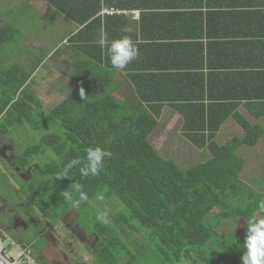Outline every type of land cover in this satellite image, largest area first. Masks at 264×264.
I'll return each instance as SVG.
<instances>
[{"label": "trees", "instance_id": "trees-1", "mask_svg": "<svg viewBox=\"0 0 264 264\" xmlns=\"http://www.w3.org/2000/svg\"><path fill=\"white\" fill-rule=\"evenodd\" d=\"M44 1L79 29L70 38L64 39L66 33L49 44L55 47L53 52H49L52 48L42 49L37 58L11 47L9 52L14 51L16 56L10 60L15 63L6 69L2 68L3 49L15 43L22 25L11 12L25 14L29 8L19 6L0 12V136L15 126L44 130L22 155H51L39 166V181L26 187L29 204L52 223L71 208L85 213L98 192L105 197L98 208L111 203L122 205L123 210L116 211L107 224H102L98 215H94V221L92 218L93 233L100 243L94 254L98 263L124 264L113 250V246L124 244L119 239L121 229L115 228L123 222L144 241L139 248L162 264H242L247 220L264 215L259 207L264 196L258 183L251 186L242 178L244 160L239 147L257 142L262 133L259 125L234 114L232 118L244 134L217 144L212 138L236 107L225 106L216 114L217 105L204 88L203 74L163 72L158 66L135 65V60L124 71L113 68L107 49L96 41L101 30L107 33L109 43L121 37L107 31L109 20L130 27L131 20L124 13L135 7L131 0ZM110 8L122 12L112 16L102 13ZM78 10L84 14L80 18ZM9 15L12 17L7 18ZM104 16L108 17L102 24ZM126 35L137 43L140 53V37L131 31ZM47 57L64 65L60 72L74 84L45 111L46 99L40 93L36 71ZM194 76L201 78V83L192 91L187 84L191 81L184 78ZM121 80L125 83L119 88ZM81 86L88 95L84 100L79 95ZM196 90L200 93L195 94ZM180 94L184 95L180 98ZM166 108L180 115L179 131L192 145L182 158L177 151L157 149L150 139ZM97 145L112 152L99 176L83 177L79 166H74L69 178H55L70 160L85 157L86 149ZM75 183L81 184L89 196L78 207L62 194L69 190L76 198ZM227 223L233 229L222 233L220 229ZM7 237L20 243L14 235ZM39 244L26 247L32 259L43 264L32 252Z\"/></svg>", "mask_w": 264, "mask_h": 264}, {"label": "crops", "instance_id": "crops-1", "mask_svg": "<svg viewBox=\"0 0 264 264\" xmlns=\"http://www.w3.org/2000/svg\"><path fill=\"white\" fill-rule=\"evenodd\" d=\"M20 1L18 6L8 5L2 12L19 6L32 9L47 20L53 30L63 29L67 33L64 39L70 38L79 29L78 25L54 12L44 0ZM2 2L6 1L0 0ZM131 3L135 4L131 10L138 12V18L130 13L131 10H126L124 16L131 20L127 32H135V36L140 37L138 42L140 40L142 44L135 65L148 66L147 68L158 66L163 72L184 75L201 73L205 80L204 88L206 87L210 100L217 105L216 114L225 106L235 105L233 113L212 138L215 143L225 144L233 137L241 138L244 134L242 127L232 118L234 114L244 117L250 124L259 125L262 133L257 142L254 145L241 144L239 154L244 160L242 178L251 186L258 183L264 196V0H131ZM83 15L78 10L77 17ZM108 16L103 17L102 24ZM17 19L23 20L20 15ZM107 25V31L114 37L127 33L122 31L125 27L118 22L109 20ZM90 35L91 31L85 33L86 37ZM48 49H51V53L55 47L48 44L43 51ZM61 67L64 68V65L47 57L37 67V84L42 86L40 84L48 78L65 79V75L59 70ZM184 79L191 81L187 83L189 90L197 89L201 83V78L195 76ZM66 83L70 87L74 84L68 80ZM119 83V88H122L125 82L121 80ZM54 90L51 91L52 94L49 93L50 98L57 97L59 88ZM199 93L196 90L195 94ZM183 95L180 94V98ZM119 97L117 95L120 100ZM161 116L162 120L155 131L169 129L172 140H180L192 147L179 131L180 115L166 108ZM174 118L180 119V123L169 128ZM167 148L172 149V146ZM48 228L45 225V229ZM39 241L38 247H44V242ZM95 242L96 248L84 257V261L72 255L65 259L57 247L43 248L39 257L43 264H102L93 258L99 248V242ZM62 247L59 244L61 250ZM45 250L54 253V258H47Z\"/></svg>", "mask_w": 264, "mask_h": 264}, {"label": "rangeland", "instance_id": "rangeland-1", "mask_svg": "<svg viewBox=\"0 0 264 264\" xmlns=\"http://www.w3.org/2000/svg\"><path fill=\"white\" fill-rule=\"evenodd\" d=\"M6 2L0 3V12L2 10L8 8V5L11 6H18L20 4V0H5ZM13 8V7H12ZM13 17L16 18L19 15L22 17V25H20V33H18V38L16 37L15 43L11 45L7 44L5 46V49H3L2 57L4 59L2 68L6 69L10 67L15 60L16 53L14 51L9 52L11 47H16L20 49H24V53H28L31 56L37 58L41 54L42 49H44L46 45L54 43L61 39L62 36L66 34L64 30H53L49 27L50 23L45 20L42 16L36 14L35 11L30 9L29 11H26L25 14H19L17 11H13ZM1 15V13H0ZM12 17L11 15L7 16V18ZM25 19V20H24ZM44 42V43H43ZM43 44V45H41ZM44 48H43V47ZM5 50V51H4ZM15 50V49H14ZM22 52V53H23ZM30 52V53H29ZM9 53L11 56H9ZM14 58L13 61L10 60V58ZM52 83V85H51ZM54 84V85H53ZM40 85V93L46 99V106H44V110L46 111L48 108L52 107L55 103V101L58 100V98H62L64 95L67 94V92L70 90V86L66 83L65 79L57 78V80L48 78V80H44ZM58 85V86H57ZM59 90H58V88ZM54 89L58 90L57 97L55 96L53 98H50L51 91H55ZM50 93V94H49ZM47 95V96H46ZM47 108V109H46ZM180 123V119L174 118L172 119V126L169 124V128H173L177 126V124ZM165 127V125H164ZM12 128V127H11ZM44 131V130H42ZM33 129L29 126H15L11 130L7 132L6 138L10 139L12 142V145H14V148L16 151L23 152V149L26 148L29 144L34 143L39 135L40 132ZM169 129L162 128L161 131H154V133L151 136V141H153V144L155 147L159 148L160 150H163V148L167 149V146H172L171 152L177 151L179 158H182L185 152H187L190 147L186 146L183 142L180 140L175 141L171 139V134L169 132ZM172 131V129H171ZM177 137V136H176ZM180 137V136H178ZM51 157L49 153L45 155H38L33 157L34 161L40 166L43 162L48 160ZM6 169V170H5ZM5 170V173H3ZM15 186H20L19 179L14 176L11 172H9L8 167L1 166L0 165V197L5 199L6 203L8 204V207L10 209H16L17 204L13 202L11 191L15 188ZM22 189L27 193L26 186L24 185ZM2 200L0 199V202ZM100 205V200L96 197L92 201V205L88 208V210L81 214L83 215V219H80V222L83 221L84 225L86 226L87 230L89 232L95 231L93 224H92V218L93 221L95 219L94 215H99L101 212H107L109 222L110 219L113 217L115 212H120L123 210L122 205H115L114 203H111L109 207L107 208H98ZM98 213V214H97ZM43 215V214H42ZM44 216V215H43ZM45 217V216H44ZM228 226L222 227L220 230L222 233L227 232L230 229H233V225L231 223H227ZM115 228L117 231L121 229L122 233L126 235H120L119 239H122L124 244L119 243L116 246H113L115 251L119 253L120 260L124 264H162L160 261H157L156 259L152 258L150 256V252L145 249L137 250L135 248V245L142 246L144 245V241L140 238L139 235L135 233L133 229H130L127 227L123 222H120L115 225ZM2 232L0 234V253L1 255L7 259L9 262L13 264H37L35 261L31 262L26 257L27 253V244L22 243H16L14 241H11L5 234L3 229H1ZM31 234V233H29ZM28 234V236H30ZM132 244V245H131ZM94 258V256H93ZM78 260L84 261L83 254L80 253V257Z\"/></svg>", "mask_w": 264, "mask_h": 264}, {"label": "flooded vegetation", "instance_id": "flooded-vegetation-1", "mask_svg": "<svg viewBox=\"0 0 264 264\" xmlns=\"http://www.w3.org/2000/svg\"><path fill=\"white\" fill-rule=\"evenodd\" d=\"M6 136V134L0 136V165L4 168L8 167L9 172L19 179L21 187L15 186L11 191L13 202L17 204L16 209H10L6 200L0 197L2 200L0 202V223L3 225L4 234L14 235L20 243L27 245H36L38 240H42L44 247L32 249V252L38 256H41L43 248L48 247H57L65 259L71 255H79V253L84 257L88 255L92 249L96 248L95 241L98 242L99 237L89 232L83 221L80 222V219H83L81 215L83 213L71 208L58 221L52 223L34 205L29 204L22 187L39 181L41 178V174L38 173L39 166L33 157L24 158L21 151H16L11 140ZM45 225L49 228L45 229ZM61 236L66 237V243L61 242ZM59 244L63 246V250L59 248ZM44 252L47 258H54V253L49 250Z\"/></svg>", "mask_w": 264, "mask_h": 264}, {"label": "clouds", "instance_id": "clouds-1", "mask_svg": "<svg viewBox=\"0 0 264 264\" xmlns=\"http://www.w3.org/2000/svg\"><path fill=\"white\" fill-rule=\"evenodd\" d=\"M122 31L127 32L128 29L124 28ZM96 42L102 48L107 49L113 68L120 71L126 70L128 65L136 60L140 54L137 43L130 35H123L117 39H113L109 43L107 33L101 30ZM79 95L83 100L88 96L83 86L79 88ZM111 156L112 152L100 145L88 147L85 157H77L70 160L60 172L56 173L55 178H69V171L74 166H79L80 174L83 177L99 176L104 170L105 159ZM72 187L76 193V198H74L73 192L69 190L63 191L62 194L66 200L78 207L82 201H87L89 196L82 190L81 184L75 183ZM97 198L103 201L105 198L104 193L98 192ZM259 207L261 210H264V201L260 203ZM97 219L102 224H107L109 222L108 213L101 212L97 216ZM243 244L245 250L241 256L242 264H264V215L249 217Z\"/></svg>", "mask_w": 264, "mask_h": 264}, {"label": "built area", "instance_id": "built-area-1", "mask_svg": "<svg viewBox=\"0 0 264 264\" xmlns=\"http://www.w3.org/2000/svg\"><path fill=\"white\" fill-rule=\"evenodd\" d=\"M103 13H107V14H114V13H121L122 11L120 10H115L113 8H110V9H104L102 11ZM130 13L135 17V18H138V12L135 11V10H131ZM26 257L28 258L29 261L33 262L34 260L32 259L31 257V254L29 251H27V253L25 254Z\"/></svg>", "mask_w": 264, "mask_h": 264}, {"label": "bare ground", "instance_id": "bare-ground-1", "mask_svg": "<svg viewBox=\"0 0 264 264\" xmlns=\"http://www.w3.org/2000/svg\"><path fill=\"white\" fill-rule=\"evenodd\" d=\"M0 264H13V263H11L7 259H5L0 253Z\"/></svg>", "mask_w": 264, "mask_h": 264}, {"label": "water", "instance_id": "water-1", "mask_svg": "<svg viewBox=\"0 0 264 264\" xmlns=\"http://www.w3.org/2000/svg\"><path fill=\"white\" fill-rule=\"evenodd\" d=\"M1 232H2V230H1V228H0V234H1ZM60 238H61V242H63V243H66V242H67L66 237L61 236ZM76 256H77V258H79V257H80V253H79V256H78V255H76Z\"/></svg>", "mask_w": 264, "mask_h": 264}]
</instances>
